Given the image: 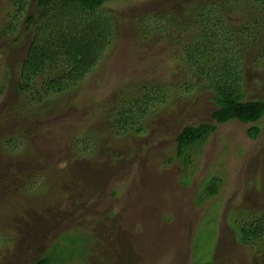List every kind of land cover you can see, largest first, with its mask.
Returning a JSON list of instances; mask_svg holds the SVG:
<instances>
[{
	"label": "rangeland",
	"instance_id": "rangeland-1",
	"mask_svg": "<svg viewBox=\"0 0 264 264\" xmlns=\"http://www.w3.org/2000/svg\"><path fill=\"white\" fill-rule=\"evenodd\" d=\"M26 1L32 10L38 2ZM189 1L108 4L121 40L108 68L71 93L39 101V83L27 93L17 86L28 12L15 0H0V264H32L46 254L60 264H201L211 257L214 264H264L262 252L240 244L234 226L244 210L264 212V117L256 139L248 134L251 124H218L206 141L186 149L185 164L177 156L178 133L212 121L216 108L203 81L179 88L181 95L150 117L141 134L115 137L100 113L120 82L165 76L157 65L166 48L154 46L148 60L136 43L140 24L150 12L177 11ZM10 9L18 13L16 28L3 36ZM253 22L237 65L245 99H263L264 26ZM9 137L16 141L7 145ZM83 139L91 141L89 150ZM210 180L219 191L201 204L198 195Z\"/></svg>",
	"mask_w": 264,
	"mask_h": 264
},
{
	"label": "trees",
	"instance_id": "trees-1",
	"mask_svg": "<svg viewBox=\"0 0 264 264\" xmlns=\"http://www.w3.org/2000/svg\"><path fill=\"white\" fill-rule=\"evenodd\" d=\"M118 1L124 0H38L32 10L26 0H15L21 11L28 12L25 24L29 32L20 62L19 92H31L39 83L41 87L35 97L45 101L73 92L100 67L107 69L106 62L121 40L119 25L105 9ZM17 19L18 13L10 9L2 28L3 36L15 30ZM253 20L255 26H264V0H190L177 11L146 14L136 43L142 47L141 52L150 55L148 60L155 56L151 54L154 46L166 48V59L157 65L165 76L158 78L154 72L148 78L119 83L115 88L116 99L100 105L110 132L118 138L144 133L149 128V118L181 95L177 92L179 88L195 85L197 81L202 85L203 81L204 87L214 93L216 108L212 121L185 125L176 138L177 156L186 164L190 161L186 151L190 145L206 141L217 131L218 124L232 120L251 124L248 134L256 139L261 132L258 122L264 117V98L245 99L243 73L237 65L242 61V52L249 49L244 34ZM4 87L5 83L0 85V94ZM12 139L16 141L9 137L7 145L14 142ZM82 142L85 148H91V141ZM106 150L111 155V149ZM114 155L119 156L116 152L111 156ZM218 191L216 181L210 180L198 195V202L205 203ZM243 212L234 222L238 240L241 245L264 254V212ZM194 245L199 256L198 243L195 241ZM201 261L214 264L213 257ZM32 264L60 263L46 254Z\"/></svg>",
	"mask_w": 264,
	"mask_h": 264
}]
</instances>
